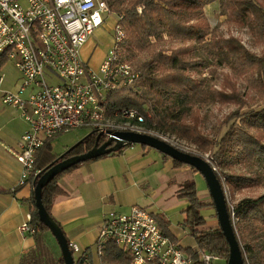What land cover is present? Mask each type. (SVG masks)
<instances>
[{
  "label": "trees",
  "instance_id": "obj_1",
  "mask_svg": "<svg viewBox=\"0 0 264 264\" xmlns=\"http://www.w3.org/2000/svg\"><path fill=\"white\" fill-rule=\"evenodd\" d=\"M106 1L113 13L123 16L121 23L126 37L121 47L122 52L126 53L124 57L131 58L140 53L149 55V59L137 65V85L107 93L103 104L106 115L114 118L122 110L136 109L145 116L144 124L147 128L171 133L195 144L201 153H210L216 165L227 169L223 176L215 170L225 190L227 187L230 191L239 186H260L264 182V53L261 56L253 53L235 36L218 37L214 33L204 8L217 0ZM218 1L222 14L227 13L239 26L247 25L264 37V4L255 0ZM139 6L143 7L142 13L138 11ZM166 37L183 42L195 41L201 46L205 56L196 57L193 44L167 50L162 45ZM7 61V55L1 54L0 71ZM214 63L226 65L231 69L232 74L224 77V88L228 87L230 91L215 88L209 85L206 79L194 76L201 73V68ZM248 73L252 76L254 88L259 90L258 98L262 105L247 112L237 110L226 116L223 124L227 125L232 120L234 122L220 139L216 134H206L201 127L202 119L198 108L217 101L245 104L237 92L234 77ZM98 135L90 132L82 141L62 154L63 158L89 151L95 146ZM53 140L54 138L45 141L44 146L37 152L35 167L40 173L61 156L53 152ZM107 140V136L102 135L99 145ZM127 146L114 153H121ZM174 163L176 167L187 165L177 160H174ZM81 164L83 163L58 174L43 188L42 201L52 217L53 204L65 193L59 184L60 177L77 169ZM235 164L247 166L252 171L249 174L239 173L234 167ZM254 166H258L260 170L253 173ZM35 181V177H32L34 188ZM180 197L189 203L188 209L184 211L183 225L191 232L196 242L195 249L182 248L193 257H196L198 250H208L224 256L227 263L230 247L219 222L216 228L204 230L207 218L203 211L206 208L215 209L213 200L205 203L200 198L194 179L183 183ZM22 203L28 207L32 216L36 229V245L22 258L21 264H66L57 239L40 221L35 193L23 199ZM231 207L228 202L230 214L234 213V218L238 221L236 225L233 220L234 229L247 249L249 262L264 264V194L242 199L233 205V209ZM155 218L163 231L170 238L177 240L165 217L158 215ZM73 255L75 264H95L91 257L84 259L77 258L75 253ZM101 261L105 264H131L132 259L117 243L110 242Z\"/></svg>",
  "mask_w": 264,
  "mask_h": 264
},
{
  "label": "built area",
  "instance_id": "obj_2",
  "mask_svg": "<svg viewBox=\"0 0 264 264\" xmlns=\"http://www.w3.org/2000/svg\"><path fill=\"white\" fill-rule=\"evenodd\" d=\"M112 14L106 0H0V55L5 53L22 75L19 90L5 92L2 102L21 110L30 124L21 138V151L16 155L22 165L20 186L41 174L35 164L37 152L45 141L78 129L107 138L113 132L152 135L184 152L203 154L217 170L210 153L192 150L177 139L147 128L145 116L136 109L122 110L114 118L106 115L103 104L107 93L130 88L139 78L122 53L126 37L121 23L123 16L113 23L112 48L99 69L90 68L83 59V46L108 23ZM3 80L4 75H0V83ZM31 85L32 93L24 98ZM232 217L234 220V213ZM20 232L34 237L36 229L31 214L20 226ZM110 242L117 243L131 257V264L224 261L221 255L208 250H198L196 257L191 256L163 231L152 212L140 206L104 216L96 242L100 259ZM69 246L75 254L80 251L75 243ZM244 264H251L247 256Z\"/></svg>",
  "mask_w": 264,
  "mask_h": 264
},
{
  "label": "crops",
  "instance_id": "obj_3",
  "mask_svg": "<svg viewBox=\"0 0 264 264\" xmlns=\"http://www.w3.org/2000/svg\"><path fill=\"white\" fill-rule=\"evenodd\" d=\"M108 28L113 31V25ZM101 31V28L96 31L98 36L103 34ZM93 42L91 36L83 46L84 60L94 49ZM105 57L104 52L99 53L88 62L89 67L98 70ZM15 69L14 83L4 86L5 77L0 83V264H21L22 258L36 245L34 237L20 232V226L30 215L22 200L32 196L34 187L32 183L19 185L22 165L16 156L30 124L21 110L2 102L5 92H17L22 85V75ZM32 91L33 85L27 88L23 97L28 98ZM89 133L78 129L59 135L52 141L53 152L57 156L64 154ZM199 174L189 165L176 167L173 158L155 148L138 144L127 146L121 153L84 162L61 176L59 184L65 193L53 204L52 215L69 243L79 246L80 251L75 256L91 257L95 264L102 262L97 255L96 242L104 216L109 212H129L133 206L145 207L154 216L163 215L176 241L184 247L180 239L186 228L183 223L175 224L174 219L189 207L188 201L180 197L183 183L191 179L196 181Z\"/></svg>",
  "mask_w": 264,
  "mask_h": 264
},
{
  "label": "rangeland",
  "instance_id": "obj_4",
  "mask_svg": "<svg viewBox=\"0 0 264 264\" xmlns=\"http://www.w3.org/2000/svg\"><path fill=\"white\" fill-rule=\"evenodd\" d=\"M226 1V0H225ZM259 4H264V0H255ZM143 7L139 6L138 11L142 13ZM205 14L207 16V20L211 26V28L214 30V33L217 34V36L222 37H228V36H235L237 37L250 51L253 53L261 56L264 53V37L261 36L258 33H255L249 26H239L237 23H235L228 14H222L220 1H216L214 3L208 4L204 8ZM117 15L115 13L112 14L110 20L108 23L103 26L101 29L103 32L102 35L98 36V32L94 33L93 36V43H95L94 49L90 51V54L88 55L87 60L85 62L88 64L89 61H93L94 58L98 56L99 53L104 52L106 55L109 53L110 49L112 48L111 41L113 39L114 32L109 31L108 26L113 25L114 21L117 19ZM115 19V20H114ZM193 44L195 46L194 50L196 53V57L202 58L204 57V52L202 51L201 46L195 42V41H188L183 42L181 40H173L169 37L165 38V41L162 43L164 48L167 50L176 48L183 45H191ZM95 51V52H94ZM94 53V55H93ZM123 55H126V53L123 51ZM127 60L132 64L135 71H137V65L139 63H142L149 59V55L147 53H140L135 55L134 57H127ZM232 74L231 69L226 65H219L217 63L211 64L208 67L201 68V73L194 74V76L198 79H206L207 83L211 86H214L215 88L222 89L225 85V76ZM0 75H4V86H7L8 84L14 83L15 76L17 75V71L14 67L13 62L7 61V64L5 67H3L2 71L0 72ZM231 76V75H230ZM138 81L135 83L137 85ZM234 84L237 87V92L240 94L243 103H221V102H214L209 105H204L198 108V112L200 113L202 122L201 127L203 131L206 134L209 135H218L219 139L225 134V132L228 130L230 125L234 122L232 120L229 124H223L224 119L226 116H228L230 113L240 110L241 112H247L250 109H255L257 107H260L262 105L260 99L258 98L260 93L258 92V88H254L253 82H252V76L250 73L240 76L238 78L234 77ZM134 85V86H135ZM133 86V87H134ZM228 91L229 88H224ZM156 130V129H154ZM160 134L167 135L171 139H177V141L185 145L192 150H197L195 144L188 142L186 140L180 139L176 135H173L171 133H165L161 132L160 130H156ZM140 145V144H138ZM200 156H203V154H199ZM217 170L220 172V174L223 176V172L226 173V168L221 167L220 165H216ZM235 169L239 173H247L249 174L252 170L244 166L242 164H235ZM253 173L259 171L258 166H254ZM251 173V174H253ZM223 181L225 182V178L223 177ZM196 182L198 185V189L200 192V196L202 199H204L205 203H210L212 201V197L210 194V191L208 189V186L206 184V181L204 177L199 174L196 177ZM203 190V191H201ZM264 194V182L260 186L255 185H249V186H239L236 189H231L229 191L228 187L226 188V196L229 203H231V208H233V205H235L238 201L245 199V198H252V197H258L260 195ZM215 209L212 208H206L204 209V214L207 218V225L204 228V230H212L217 227L218 225V217L217 214H215ZM185 215L180 213L178 219H174V223H184ZM183 218V220H181ZM234 223H238L237 219L234 218ZM235 225V226H236ZM235 228V227H234ZM181 233V231L179 230ZM184 232V231H183ZM236 233H238L236 231ZM240 238V235H237ZM238 238V239H239ZM182 245H184L185 248H196V242L194 240V237L191 235V232L186 229V232H184L180 239ZM240 241V239H239ZM241 250L243 252L244 256H248V252L246 251V247L242 242H240ZM222 256V255H221ZM224 261H218L215 264H226V258L224 256Z\"/></svg>",
  "mask_w": 264,
  "mask_h": 264
},
{
  "label": "water",
  "instance_id": "obj_5",
  "mask_svg": "<svg viewBox=\"0 0 264 264\" xmlns=\"http://www.w3.org/2000/svg\"><path fill=\"white\" fill-rule=\"evenodd\" d=\"M101 136L102 135L99 134L95 146L83 154L68 158H63V155L58 157L56 161L44 169V171L35 181L36 185L34 188V193L40 221L51 230L52 234L57 239L66 264H75V258L62 227L48 213L43 204V188L58 174L66 171L72 166L117 152L128 144H140L155 148L174 160L194 167L203 175L215 205L218 222L224 233V236L226 237V240L229 243L230 253L226 264H244V255L241 250L240 241L234 229L232 215L229 212L228 200L224 185L215 173L213 166L204 157L184 152L174 147L170 143L148 134L134 132H113L105 143L99 145Z\"/></svg>",
  "mask_w": 264,
  "mask_h": 264
}]
</instances>
